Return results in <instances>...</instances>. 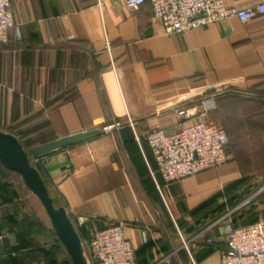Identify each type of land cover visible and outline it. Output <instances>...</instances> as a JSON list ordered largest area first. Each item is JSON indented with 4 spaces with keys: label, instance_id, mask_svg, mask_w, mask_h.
<instances>
[{
    "label": "crops",
    "instance_id": "crops-1",
    "mask_svg": "<svg viewBox=\"0 0 264 264\" xmlns=\"http://www.w3.org/2000/svg\"><path fill=\"white\" fill-rule=\"evenodd\" d=\"M11 10L21 37L10 29L0 44V131L28 151L102 129L33 162L82 247L119 224L136 264H220L213 230L211 245L197 238L186 250L182 240L225 212L234 226L264 224V14L165 34L150 0L135 10L125 0H12ZM206 99L227 162L165 185L145 136L189 125L177 112ZM36 199L0 163V264H71Z\"/></svg>",
    "mask_w": 264,
    "mask_h": 264
},
{
    "label": "built area",
    "instance_id": "built-area-1",
    "mask_svg": "<svg viewBox=\"0 0 264 264\" xmlns=\"http://www.w3.org/2000/svg\"><path fill=\"white\" fill-rule=\"evenodd\" d=\"M11 1L0 0V44L8 43L10 29H15L17 39L21 37ZM145 1L125 0V5L135 10ZM150 4L153 17L161 22L165 34L183 33L231 17L244 22L264 14V2L246 8L229 7L224 0H150ZM214 109L213 100L206 99L198 111L177 112L179 118L192 121L189 125L173 132L157 126L148 130L145 141L155 163V172L151 174L157 175L163 184L215 170L227 162L228 137L224 129L208 117ZM111 129L104 128V131ZM230 213L211 222L190 240H182L181 248L188 250V243L197 238L211 245L212 239L204 236L213 230L225 245L220 252V264H264V224L234 226ZM82 248L87 264H90L89 259L96 264H136L134 248L124 239L119 224L96 232ZM190 264H195L191 258Z\"/></svg>",
    "mask_w": 264,
    "mask_h": 264
},
{
    "label": "water",
    "instance_id": "water-1",
    "mask_svg": "<svg viewBox=\"0 0 264 264\" xmlns=\"http://www.w3.org/2000/svg\"><path fill=\"white\" fill-rule=\"evenodd\" d=\"M101 133L102 129L99 128L60 138L26 151L16 137L0 131V163L6 169L17 172L28 190L38 198L50 219L54 233L68 254L71 264H87L81 240L65 210L55 205L39 168L32 162L57 150L88 141Z\"/></svg>",
    "mask_w": 264,
    "mask_h": 264
},
{
    "label": "rangeland",
    "instance_id": "rangeland-1",
    "mask_svg": "<svg viewBox=\"0 0 264 264\" xmlns=\"http://www.w3.org/2000/svg\"><path fill=\"white\" fill-rule=\"evenodd\" d=\"M223 128H224V127H223ZM224 130H225V129H224ZM32 164H33V162H32ZM36 200H37V199H36ZM37 201H38V200H37ZM227 213H228V212H225V213L221 214L220 217H223V216L226 215ZM220 217H219V218H220ZM89 263L92 264V261H91L90 259H89Z\"/></svg>",
    "mask_w": 264,
    "mask_h": 264
},
{
    "label": "trees",
    "instance_id": "trees-1",
    "mask_svg": "<svg viewBox=\"0 0 264 264\" xmlns=\"http://www.w3.org/2000/svg\"><path fill=\"white\" fill-rule=\"evenodd\" d=\"M9 171H11V170H9ZM12 172H14V171H12ZM17 173V172H16ZM18 174V173H17ZM43 179V178H42ZM44 180V179H43ZM44 183H45V185H46V187H47V184H46V182L44 181ZM48 188V187H47ZM51 196V195H50Z\"/></svg>",
    "mask_w": 264,
    "mask_h": 264
}]
</instances>
